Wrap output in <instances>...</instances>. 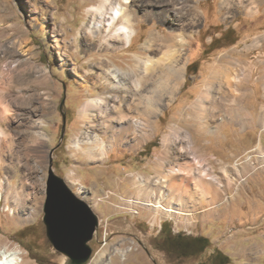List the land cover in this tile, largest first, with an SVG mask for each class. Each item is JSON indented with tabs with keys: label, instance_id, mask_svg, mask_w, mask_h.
<instances>
[{
	"label": "rangeland",
	"instance_id": "374dc122",
	"mask_svg": "<svg viewBox=\"0 0 264 264\" xmlns=\"http://www.w3.org/2000/svg\"><path fill=\"white\" fill-rule=\"evenodd\" d=\"M188 1L175 16L166 6L168 0H141L133 22L137 32L129 47H123L116 40L105 42L107 33L94 32L92 37L86 33L90 18L97 20L98 16L89 8L100 0H0V248L17 250L20 264H60L63 258L47 240L41 218L49 154L54 147V173L99 218L97 237L89 242V264H264V165L255 164L254 169L249 163L264 151L260 123L264 117V0H233L228 13L220 0ZM190 5L199 12L197 23L181 29L193 15ZM151 30L165 37L177 32L185 35L179 63L183 80L177 85L167 82L168 92L163 91L145 141L129 131L106 145L102 160L90 158L74 141L96 133L108 139L113 131H90L89 122L80 116L81 105L101 94L87 73L98 71L99 59L108 67L117 65L126 71L135 61L134 54L147 52L152 58L167 60L164 54L172 49L142 53V41ZM226 60L246 73L245 91L241 90L246 122L224 111L220 128L205 133L192 125L191 108L204 90L203 81L210 76L212 65ZM214 86L211 93L217 95ZM185 130L191 131L200 147L196 156L201 164L212 167L216 175L227 168L232 178L206 220L193 224L182 214L174 218L127 203L133 196L144 197L150 189L156 195L160 190L166 193V182L153 184L170 166L191 165L196 173L189 185L202 189L196 178L200 169L192 165L194 155L178 151L182 141H171ZM167 134L171 142L164 147ZM238 170L240 176L235 174ZM138 179L150 181L144 187ZM177 183L175 193L184 189L183 183ZM199 193L188 195L189 205L172 204L187 211ZM161 231L181 238L197 236L198 248L185 249L184 241L179 251L174 244L166 246Z\"/></svg>",
	"mask_w": 264,
	"mask_h": 264
},
{
	"label": "bare ground",
	"instance_id": "6f19581e",
	"mask_svg": "<svg viewBox=\"0 0 264 264\" xmlns=\"http://www.w3.org/2000/svg\"><path fill=\"white\" fill-rule=\"evenodd\" d=\"M168 1L169 4H166V6L169 7L170 10H173L172 12H175V16L183 12V2L186 4L189 3L188 0H181V3L178 2V4H176L175 0ZM238 1L240 2V0ZM140 2L141 0H100L98 4L90 6L89 10L98 16L97 20L92 17L89 23H87V35L92 37L94 32H103V35L107 33V37H104L105 42L108 43L116 40V42L123 45V47H129L134 34L137 32L133 22L139 16L137 7L140 5ZM220 5L222 8L226 9L228 13L233 5V0H220ZM169 8L166 10L168 11V15L171 13ZM189 8L193 15L189 19L187 18L184 20L180 27L181 29L192 28L197 23L199 12L192 5H190ZM249 10L253 11L254 9L250 8ZM177 33L175 36L171 33L172 35L169 34L165 37L161 35L159 31L151 30L142 41V53L151 50L157 52L155 54H158L162 52L163 48L167 51L172 49V53L166 52L164 54L167 55V60L163 57L152 58L145 52V54H134L135 61L132 65L128 66L130 68L128 71L117 65L115 68L108 67L107 62H101L99 59L98 62L100 63V67L98 71L91 73L86 72L88 76L93 79L94 86L101 89V94L87 99L81 105L80 116L83 120L89 122V127L92 129L90 131L102 130L104 133H107L106 130L109 128L113 133L108 139L99 136L96 132V134L88 135L83 139L77 138L76 141H74L77 149L84 151L90 158L102 160L107 154L108 147L106 145L118 139L120 140V138L129 131H131L132 137H136L139 140L145 141L148 138V131L151 127L149 121L152 116L158 112L157 105L159 104V100L163 97V91H167L165 88L167 82L174 81L177 85L183 80V68L179 63L182 57L181 51L187 40L185 39V35L182 34L183 32L180 34ZM162 55L163 54H161V56ZM102 60L106 61L105 59ZM230 61L231 60H226L225 62L212 65L210 76L203 81L204 90L198 95L197 102L192 105V115L190 116L193 121L192 125L199 128L202 132H216L220 128V120L225 118L223 115L224 111H227L229 115L239 117L242 123L246 122L245 112H243V108H241L244 98L243 91H245L243 88L245 86V77L243 78V76L246 73L244 74L245 70L238 64L232 67L229 63ZM214 84L217 86V95H212L211 93L212 89L215 88ZM242 88L244 89L243 91H241ZM120 92L121 94H118ZM110 100L112 104L109 103ZM113 107L115 110H113ZM114 117L118 118L116 123L114 122ZM251 119L253 120L252 122H254L253 115H251ZM260 123L264 128V117L260 119ZM167 136L168 134L163 138L164 147H167V144L171 141L175 143H180V141H182L178 146V151H188L194 155L192 165L200 169L196 174V178L199 180L202 189L198 190L196 186L191 188L189 185L196 173L194 168H190L191 165L188 168L170 166L167 168L164 176L155 179L154 184L152 183L157 186L160 182H166V193L160 190L158 195H156V193H152L150 189V192H147L144 197L133 196L127 200V203L132 204V206H140L144 209H152L153 211L164 213L166 216L174 218L182 214L185 216L186 220L188 218L189 223L198 219L206 220L209 216V210L217 204L216 200L219 198V193L224 191V187L229 185L232 178L227 174V168H223L221 174L216 175L211 173L213 172L210 171L212 167L203 166L201 164L202 160H198L196 156L200 147L195 145V139L191 136L190 130H185L181 137L178 135L174 136L171 141H169ZM85 144L88 145L87 149H85L86 147L84 148ZM109 146L111 145L109 144ZM248 157H250V155ZM249 163L254 169L255 164L264 165V151H259L257 158H255L254 161L250 160ZM158 166L159 165L156 164L155 169H158ZM235 174L239 175L240 171L238 170ZM142 180L143 179H138V182L140 184L143 183L142 185L146 187L145 183L150 180L144 179L145 182ZM177 182L183 183L184 189L181 192L175 193V183ZM147 184L149 185V183ZM196 193H199L200 196L195 198V204L191 205L192 207L190 209L187 208V211L178 210V208L176 209V206L172 204L179 205L185 203V205H189L190 196L188 197V195H196ZM153 194L156 198L153 197ZM207 195L209 196L208 198ZM165 203H167V205ZM131 210H133L132 207ZM128 250L129 248L118 251L124 255ZM18 254L17 250L0 248V264H20L21 259ZM64 263L65 257L62 258L60 264Z\"/></svg>",
	"mask_w": 264,
	"mask_h": 264
},
{
	"label": "water",
	"instance_id": "95a60500",
	"mask_svg": "<svg viewBox=\"0 0 264 264\" xmlns=\"http://www.w3.org/2000/svg\"><path fill=\"white\" fill-rule=\"evenodd\" d=\"M64 100L59 108L62 109ZM64 129V115L62 133ZM45 181L42 222L52 248L65 257L64 264H88L92 254L89 242L97 237L99 218L93 208L79 197L64 178L54 173L53 151Z\"/></svg>",
	"mask_w": 264,
	"mask_h": 264
},
{
	"label": "flooded vegetation",
	"instance_id": "af4514ba",
	"mask_svg": "<svg viewBox=\"0 0 264 264\" xmlns=\"http://www.w3.org/2000/svg\"><path fill=\"white\" fill-rule=\"evenodd\" d=\"M55 150V149H54ZM98 233V232H97ZM160 233V232H159ZM161 241L165 243L166 246L176 245V250L179 251L180 249H193L198 248V242L199 238L195 236L194 238L190 239V237L187 238H181L179 235L171 236L166 231H161ZM95 239V238H93ZM97 241V240H96ZM160 241V243H161ZM186 243L185 247L180 248V246H184V242ZM162 244V243H161ZM219 258V257H218Z\"/></svg>",
	"mask_w": 264,
	"mask_h": 264
},
{
	"label": "trees",
	"instance_id": "16d2710c",
	"mask_svg": "<svg viewBox=\"0 0 264 264\" xmlns=\"http://www.w3.org/2000/svg\"><path fill=\"white\" fill-rule=\"evenodd\" d=\"M195 62H196V61H194V62H192V63H189V65H187V69L189 70V69L193 66V64H195ZM24 230H25V229H22V230L20 231V234L23 233Z\"/></svg>",
	"mask_w": 264,
	"mask_h": 264
}]
</instances>
